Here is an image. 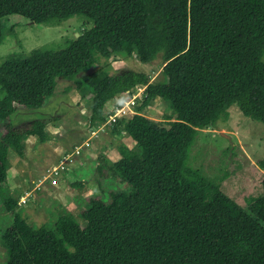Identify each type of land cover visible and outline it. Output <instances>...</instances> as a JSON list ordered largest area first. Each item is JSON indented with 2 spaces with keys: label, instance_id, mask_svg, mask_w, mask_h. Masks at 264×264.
Instances as JSON below:
<instances>
[{
  "label": "trees",
  "instance_id": "1",
  "mask_svg": "<svg viewBox=\"0 0 264 264\" xmlns=\"http://www.w3.org/2000/svg\"><path fill=\"white\" fill-rule=\"evenodd\" d=\"M81 13L94 25L65 46L0 63V192L9 148L23 155L26 135L46 139L45 120L18 126L12 115L43 106L59 78L80 73L74 82L90 90V125H108L134 142L119 144L110 166H96L125 189L89 193L83 221L63 214L54 229L27 222L8 195L4 264H264V179L263 194L246 210L189 163L199 130L227 120L233 104L264 124V0H0V41L5 16L47 23ZM115 53H134L142 63L160 54L166 80L88 71L97 54ZM137 85L144 90L135 112L107 122V102ZM156 99L171 108L166 125L143 112ZM66 172L73 186L83 184Z\"/></svg>",
  "mask_w": 264,
  "mask_h": 264
},
{
  "label": "rangeland",
  "instance_id": "2",
  "mask_svg": "<svg viewBox=\"0 0 264 264\" xmlns=\"http://www.w3.org/2000/svg\"><path fill=\"white\" fill-rule=\"evenodd\" d=\"M93 25L94 22L84 13L66 19H52L47 23L30 22L18 14L5 16L2 18L0 63L9 57L24 56L34 48L63 47L66 40ZM96 59L88 71L98 70L113 75L133 70L149 74L151 81L166 80L161 72L163 60L160 54L147 63H142L134 53H115L111 58L97 54ZM80 74L73 80L59 78L54 94L43 106L20 109L12 115L13 122L18 126L38 118L45 120L46 139L41 141L37 136L26 135L23 138V155L9 148L7 188L0 192V264H4L8 257L3 234L13 220V215L4 206L8 195L18 200L15 209L27 222L54 229L55 222L63 214H71L77 221H83L79 212L80 207L86 204L85 195L91 192L103 194L111 187L110 190L125 189L124 185L118 184V179L99 174L96 166L104 162L107 167L110 166L112 157L119 155V144L129 143L130 136L126 132L122 136L111 135L108 130L111 127L105 124L95 125L89 131L91 99L87 96L90 90L76 85ZM133 92L136 91H125L108 101L104 114H114L115 104L122 106ZM134 106V103L124 105L118 117H130L135 111ZM228 111L227 120H218L214 126L199 130L189 153V163L208 181L219 183L226 195L247 210L249 200L263 194L264 167L261 162L264 161V124L244 115L237 104H233ZM143 112L165 125V117L172 113L169 105L158 99L153 100ZM110 115H107L108 118ZM77 149L79 153H75ZM67 153L72 156L66 163L67 167L75 169L83 184L73 186L71 175L64 171L57 178V184L44 180L39 188L34 189L48 170L60 164L62 156H68ZM78 160L83 163L78 164Z\"/></svg>",
  "mask_w": 264,
  "mask_h": 264
},
{
  "label": "built area",
  "instance_id": "3",
  "mask_svg": "<svg viewBox=\"0 0 264 264\" xmlns=\"http://www.w3.org/2000/svg\"><path fill=\"white\" fill-rule=\"evenodd\" d=\"M143 86L141 85H137L135 88H133V90H135L136 92H133L131 94V96L129 97V99L124 100V104L122 106L116 107V111L114 114H111L109 116L110 118V122L113 121L115 119V117H117L119 113H122V109L124 105H127L128 103L131 104H135V99L140 96V94L143 92ZM132 90V89H131ZM132 110V108H131ZM133 111V110H132ZM135 112V111H134ZM108 118V119H109ZM79 148V147H77ZM75 153H79L78 149L75 151ZM72 156L70 155V153L68 154V156H64L63 159L59 162L60 164L54 166L52 169L48 170V172L44 175L43 179L40 181V183H37V185L34 186V189L39 188V186L41 184H43L44 180L46 181H50L51 184H57V178L59 177V175L65 171L68 167L66 165V163L71 160ZM83 162L79 161L78 164H82ZM43 182V183H42Z\"/></svg>",
  "mask_w": 264,
  "mask_h": 264
},
{
  "label": "crops",
  "instance_id": "4",
  "mask_svg": "<svg viewBox=\"0 0 264 264\" xmlns=\"http://www.w3.org/2000/svg\"><path fill=\"white\" fill-rule=\"evenodd\" d=\"M108 114L110 115V113H108ZM108 114H106L107 122H108V120H109V119H108V116H107ZM93 127H94V125L91 126V127H89V131H91L90 129H93ZM109 127H110V126H109ZM108 130H109V133H110L111 135L114 134L113 132L111 133V130H110V129H108ZM123 133H124V132H122V133L119 134V135L122 136ZM116 135H118V134H116ZM92 138H94V137H92ZM129 138H130V137H129ZM88 140L91 141L92 139L89 138ZM125 143H127V142H125ZM127 144H128V145H130V144H131V145L134 144L131 138H130L129 143H127ZM78 147H79V146H78ZM113 152H114V151H113ZM113 152H112V153H113ZM67 154H68V153H67ZM64 156H65V155H64ZM64 156H62V158H61L59 161H61V160L63 159ZM118 158H119V155H116V154H115V155L112 157V161H113V160H116V159H118ZM110 160H111V159H110ZM79 161H80V160H78V162H79ZM78 166H79V165H78ZM67 170H72V169H71V168H68V169L65 170V172H64V171H63V172L66 173ZM74 170H75V169H73L71 172H74ZM63 172H62V173H63ZM62 173H61V175H62ZM61 175H60V176H61ZM85 196H86V195H85Z\"/></svg>",
  "mask_w": 264,
  "mask_h": 264
}]
</instances>
